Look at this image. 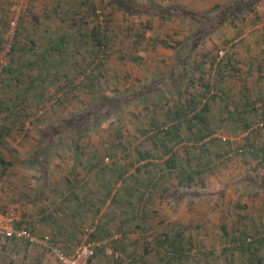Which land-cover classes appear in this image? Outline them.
Returning a JSON list of instances; mask_svg holds the SVG:
<instances>
[{"label": "rangeland", "instance_id": "obj_1", "mask_svg": "<svg viewBox=\"0 0 264 264\" xmlns=\"http://www.w3.org/2000/svg\"><path fill=\"white\" fill-rule=\"evenodd\" d=\"M43 1L44 15L37 10L38 15L51 23L45 16L46 8L51 11L47 7L50 0ZM60 2L57 15L50 16L59 22L57 36L63 39L45 41L29 36L17 40L19 32L29 30L34 23L33 0H17V5L0 0V70L14 44V54L19 52L17 47L21 50L22 77L40 70L37 86L29 91L41 94L43 86L42 100L31 101L33 106L24 109L31 95L23 80L17 92L27 93V97L18 105V116L14 111L10 115L0 111V131H5L0 137L1 210H14L23 225L25 218L20 211L29 214L26 207L19 211L16 202L1 205L7 198L15 200L19 190L26 192L28 186L34 189L33 180L37 192L45 194L42 188L48 187L46 181L51 179L61 187L62 180L79 177L81 165L86 167L97 158L98 167L82 170L93 190L97 188L93 179L110 182L115 168L125 164L124 180L112 184L107 193L101 188L100 194L91 191V200L78 207L80 200L58 202L68 213H81L66 218L75 229L72 251L94 233L117 255L98 249L90 264H154V260L162 264L166 251L157 247L153 238L166 234L173 240L174 232L180 230L184 240L181 252L185 254L179 264H249L247 253L232 249L236 241L231 239H257L264 231V150L252 149L264 148V126H253L264 119V98L258 99L264 94V0L252 4V10L239 8L240 12L233 7L242 6V0ZM12 18L16 24L10 29L8 20ZM237 36L240 40L225 42L227 37ZM28 61L35 67L28 68ZM66 72L74 74L70 81ZM204 83L210 89L201 95ZM61 91H70V98L56 105L54 100ZM9 92L0 87V104L12 97ZM190 97L199 98L195 110L207 102L203 116L207 126L214 129L211 136L219 141L184 143L186 148L183 142L173 146L175 168L167 175L168 180L164 177L158 181L157 188L147 183L146 173L139 171L133 178L134 166L139 163L126 164L136 151L149 148L153 152L158 144L145 139L141 129L148 128L152 116L157 123L167 121L166 116L172 117L176 107L184 109ZM244 99L251 101L245 108L241 106ZM243 116L249 127L239 130L237 118ZM61 118L66 121L58 126ZM97 119L96 125L90 124ZM7 124L10 128L5 129ZM180 130L187 134L183 125ZM76 135H80L74 141L77 147L72 141ZM227 149L228 154L225 151L216 156ZM253 150L255 153H250ZM163 158L166 156L155 161L160 163ZM8 160L13 163L10 167L6 166ZM185 166L196 172L189 173L193 178L190 187L178 185V169ZM22 180L31 185L19 189L17 182ZM126 186L131 188L127 195ZM152 191L160 192L162 198H152ZM31 203L34 205L28 208L33 210L36 204ZM173 215L176 219L179 216V221L168 227L163 218ZM261 248L264 255V240ZM0 264L57 262L38 246L0 237Z\"/></svg>", "mask_w": 264, "mask_h": 264}, {"label": "trees", "instance_id": "obj_2", "mask_svg": "<svg viewBox=\"0 0 264 264\" xmlns=\"http://www.w3.org/2000/svg\"><path fill=\"white\" fill-rule=\"evenodd\" d=\"M257 0H242V6L240 5H235L233 8L235 10H238L239 12L241 10H252V4L256 3ZM239 8L241 10H239ZM213 29V28H212ZM99 42V40H97V43ZM15 46L14 44L11 45L10 48V52H9V60L8 62L2 66L1 70H0V87H2L3 90H7L10 91L9 93L11 94L12 97H9L7 103L4 104H0V111L1 110H5L9 115L10 113H12L13 111L17 114L18 116V111H19V107L18 105H22L23 103H21L22 101L26 100L25 96L27 97V90H33V88L35 89V86H37V80L39 77L38 71L33 72L32 76H29L28 74H26L24 77H22L23 74V64H20V61L22 60V55L20 53V49L19 47H17V49L19 50V52L14 54V50ZM228 57L230 56L229 54H227ZM40 60L44 61V58L41 57ZM214 57H212V60L210 59V63L213 62ZM60 61V60H59ZM63 61V58H62ZM61 62V61H60ZM28 68H34L35 64L31 61L27 62ZM217 67L219 66L218 63H216ZM41 69H45V66H42ZM64 74V73H63ZM74 76V74H67V72L65 73V77L68 78L67 81H70V78H72ZM29 78V79H28ZM43 76L41 77V82L43 81ZM53 79L55 81V77L53 76ZM90 80L91 77L89 78ZM23 80H25L24 82H26V86L24 87L26 89L27 93H19L17 92V88L19 83L23 82ZM91 82V81H90ZM62 86H57V89H61ZM210 89V86L208 85V83H204V91L200 92L201 95H204L206 93V91H208ZM214 89L217 92H220L221 89L218 86H215ZM25 91V90H24ZM42 91H43V86L41 87V94L39 92H30L31 97H29L28 99L31 98V100L29 101V104H23L24 105V109L27 108H31V105L33 104V102L31 103V101L34 102H39L40 100H42ZM68 92V93H67ZM61 91L62 94L57 95L54 103L56 105H60L63 104L64 101H66L68 99V97L70 98V91ZM24 95V97L22 96ZM22 96V97H21ZM216 96V94H211V97ZM263 99L264 98V94L260 95L258 97V99ZM27 99V100H28ZM4 101V100H3ZM197 101H199V98L196 100H193L191 97L190 99H187V105H184V109H182L183 107H176V109L174 110V112H172L173 116L172 117H168L166 116L167 121L169 120V123H166L167 121L164 122H159L157 123L156 121H154V117L152 116L150 118V122H149V126L148 128H142L141 132L144 134L145 139H149L152 140L153 142L158 141V144H155V150L153 152H151L152 150H150L149 148H144L142 149V151H136V156L134 157V159H132V161H129L126 166H132L133 162H138L139 164H137L136 166H134L133 169V178H137L138 176L136 175L137 173L143 172L146 173L149 176V179H147V183H152V187L153 188H157V184H159L160 182H158V179H161L162 177H167L165 176L166 174H163L164 172L159 173L158 171H162L163 170V166L169 168L167 171V174H170L172 172V170H170V168L174 169V159H175V152L171 151V148L175 145H177L180 142L184 143H190L192 144H199L200 145H204L207 143H211L212 141H219V138L217 137H212L211 134L214 131L213 128H209L207 126L208 123H206V120L204 118V112L207 110V102L203 103L197 110H195V106ZM249 104H251L250 100H246L244 99L243 102L241 103V106L248 107ZM33 106V105H32ZM13 108H16L15 110H13ZM34 110V109H33ZM32 110V111H33ZM31 112V111H29ZM16 116V117H17ZM15 118V117H13ZM228 119H231L229 117H227ZM81 120V119H79ZM237 120H239L240 122V128L238 127V129H243L245 127H247L249 125L250 122H247L248 119L247 117L243 116L240 118H237ZM66 120H64V118H61L60 120L54 123H56L58 126L65 122ZM262 124L260 125L261 127L264 126V119L261 120ZM13 122V121H12ZM98 122L97 120H94L93 122H91V125H96V123ZM183 125V131L187 134L183 135L182 132H180V128ZM260 126H254V129H257ZM249 127V126H248ZM247 127V128H248ZM151 129V130H150ZM56 130V129H54ZM150 130V131H149ZM2 131L5 132L2 128ZM181 133V134H180ZM190 135V136H189ZM78 137H80V135H76L73 138V144L75 147H77V144L74 142L75 139H77ZM205 137L207 138L206 140H203ZM63 138H58L57 140H62ZM247 138H245L246 140ZM151 141V142H152ZM189 141V142H187ZM118 143V142H117ZM184 147L186 148L187 146L184 145ZM160 149V151H158V149ZM252 149H256V150H264V148L262 146L260 147H253ZM238 150V149H237ZM229 151V149L227 150H223L222 152L218 153L216 156L219 157L221 155V153ZM234 151V150H231ZM236 151V150H235ZM240 151H242V149H240ZM225 152V153H226ZM250 153L254 154V150L253 152L251 151ZM94 156V153H92ZM228 154V152H227ZM163 155L166 156V158H163L162 161H160V163L156 162L155 160L163 157ZM91 155V157H93ZM95 160L90 161V163L88 164L87 168H96L99 166V159L94 158ZM3 160L0 158V162H2ZM143 161V162H142ZM86 168V169H87ZM98 169V168H97ZM109 170H110V166H109ZM116 170V174H114L113 176V180H111V182L107 181V184L105 185V189H106V193L108 192V190L110 189L111 185L113 183H115L116 181L120 180L123 181L125 177L124 175L126 174V167L125 164L120 165L119 167L115 168ZM159 174H156V173ZM196 173L195 171L190 170L189 166H185V167H180L178 169V173H179V183L178 185H182L184 187H190V182L192 181V176L189 173ZM131 174V175H132ZM156 176V179L154 181H152L153 177ZM125 188L129 189L128 191H130V186H126ZM124 188V190L126 191V189ZM226 232H221V235H225ZM260 235V236H259ZM258 235V238H251L249 236L241 238V240H239L238 238H233L231 239V242L234 243L236 245H232L233 248L239 252H241V254L243 253H247V260L249 261V264H264V255L261 253L262 250V244H263V240H264V231ZM173 240L170 239V237L166 236V234H164V237H154V243L157 247L161 246L163 248V250L166 251V256L165 259L162 264H177L179 263V260L181 258V256H183L185 253L181 252V250L183 249V245L182 242H184L182 235H181V231L180 230H176L173 234ZM90 238H97L96 235H94V233L90 234V236L88 237V239ZM9 239V238H6ZM245 239V240H244ZM248 239V240H247ZM253 239V241H252ZM251 241V242H250ZM23 244H27V241H22ZM190 242V241H188ZM146 252V247H143V251H142V255H144ZM143 257V256H140ZM154 264H160L159 260H154L153 262Z\"/></svg>", "mask_w": 264, "mask_h": 264}, {"label": "crops", "instance_id": "obj_3", "mask_svg": "<svg viewBox=\"0 0 264 264\" xmlns=\"http://www.w3.org/2000/svg\"><path fill=\"white\" fill-rule=\"evenodd\" d=\"M60 0H50L48 1V8H51V11L48 10L46 8L45 10V16H49L51 19V23H48L45 20V17L40 18L43 14L41 8L44 5V1L43 0H33V4H31L33 13H32V18L34 20V23H32V28H30L29 30H27V28L24 29L23 32H19V34L17 35V40H24L23 37L27 38L28 36L30 38H33V40H45V41H51V40H58V39H63L62 36H57L59 31L61 30L60 24L58 21H56L53 17L50 16L51 15H57L56 10L60 7ZM37 10H39V14H41V16L38 15ZM53 15V16H54ZM48 25H52L50 27H47ZM3 26V22L0 21V28ZM38 30V35H34L35 32H37ZM64 33V32H63ZM59 35H62L59 34ZM240 37V36H239ZM237 36V38H226L225 42L227 41H231V40H235L238 39L240 40ZM231 44V43H230ZM225 52V57L227 55V51L224 50ZM21 87V85H20ZM23 89V87H22ZM5 129L10 128L9 125H5L4 126ZM3 135V131H0V137H2ZM7 151V150H6ZM8 152V151H7ZM7 163V167H10V165H12L13 163L10 162L9 160L6 162ZM79 164V163H78ZM75 165H77L75 163ZM84 168H87V166L85 167V165H81L80 169H79V177L73 178L70 180H62L61 181V187H57L55 186V184L52 183L51 179L46 181L45 185L48 186L47 188H42L43 191H45V194H40V191L37 192L38 189H35V187H37L36 183V179L35 181L33 180V186L34 189L30 188V186H28L29 188L27 189V191L25 192H21L20 190L18 191V196L15 200H12L11 198H7L2 202L1 207H5L6 204L8 206L10 205H14L13 203H17L18 210L19 209H25L24 207H26L27 211H29V214H25L24 212L20 211V213H22L23 217L25 218L23 225L25 226L30 232L31 234L39 240L44 239L45 237L48 239V241L56 246H59L61 248V250H63L66 253H69L72 251L73 245L71 243V240L75 238V229L73 228V224H69L68 221H66L67 216H78L77 213L79 215H81V213L77 212V211H71V212H67L65 211L64 207L60 204H58L59 201H63L66 200V198L71 199L69 202L71 204H73L72 202L75 200H80L79 203L76 204V207H78V205L83 204L84 205V201H88L91 200V198L88 197V195L91 193V191L100 194V188L101 191L105 194V185L107 184V181L104 179L102 181L99 182V180L97 179H93V181H96V185L97 188L90 190V179L88 177H85L84 173L82 172V170ZM169 168L164 167L163 166V170H168ZM170 170H173L172 168H170ZM164 172L163 174H166L165 176H167V172ZM168 177V176H167ZM164 178V177H162ZM166 178V177H165ZM166 180H168L166 178ZM160 181V179L158 180ZM111 182V181H110ZM118 182V183H117ZM163 183V182H162ZM19 189L22 188V186H27V185H31V182H26V181H19L17 182ZM115 185H119L120 181H116L115 183H113ZM58 185V184H57ZM43 186V183H42ZM64 186V187H63ZM123 193V190H122ZM130 193V191L128 192H124V194H128ZM31 194V195H30ZM21 195V196H19ZM50 195H54L53 197H51ZM149 195L152 196V198H154L155 200H158V198H162L160 192L158 193H154L149 192ZM32 199H30V197H32ZM31 201H35V208L36 210H30V208H28L29 206H33L34 204L31 203ZM15 203V204H16ZM33 204V205H32ZM16 207V206H15ZM2 208H0L1 210ZM7 209V208H6ZM12 210V209H11ZM81 212V210H80ZM89 215V214H87ZM29 216V217H28ZM175 215H173L172 217H165L163 218L165 224H167L168 227H170L171 224L176 223L177 221H179V216H177V219L174 218ZM64 218V219H63ZM20 224V221H19ZM21 225V224H20ZM70 225H72V228H70ZM222 230V229H221ZM251 233H253V231H250ZM255 232V231H254ZM245 234V233H244ZM247 234V232H246ZM9 240L11 242H17V241H27V244H32L33 246H38L39 248H41L42 250H44L45 252L51 254L41 243L38 242H30L24 238H9ZM76 247V246H75ZM264 261V259H263ZM180 263V262H179ZM177 263V264H179ZM152 264V263H151Z\"/></svg>", "mask_w": 264, "mask_h": 264}, {"label": "built area", "instance_id": "obj_4", "mask_svg": "<svg viewBox=\"0 0 264 264\" xmlns=\"http://www.w3.org/2000/svg\"><path fill=\"white\" fill-rule=\"evenodd\" d=\"M10 4H16L17 0H5ZM16 19L12 18L8 20V26L10 29L14 28ZM221 55V51H218ZM262 121L255 123L253 126H260ZM222 139H224L222 137ZM240 151V149H238ZM229 156V155H228ZM0 237L2 238H24L30 242L41 243L56 259L57 264H90L96 250L102 249L106 253L117 254L110 249L103 246L104 241L96 238H86L80 243L71 253H66L59 246H56L48 241L45 237L42 240L36 239L31 232L25 227L19 224L18 216L14 210L3 209L0 211ZM116 237L115 235L113 236ZM248 240V239H247Z\"/></svg>", "mask_w": 264, "mask_h": 264}]
</instances>
